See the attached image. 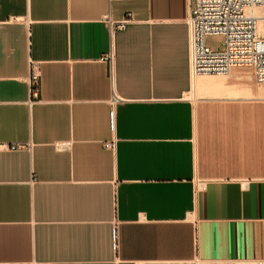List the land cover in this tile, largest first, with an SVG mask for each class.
Here are the masks:
<instances>
[{"label": "crops", "instance_id": "obj_1", "mask_svg": "<svg viewBox=\"0 0 264 264\" xmlns=\"http://www.w3.org/2000/svg\"><path fill=\"white\" fill-rule=\"evenodd\" d=\"M189 5L0 0V264L264 262L263 85L189 96Z\"/></svg>", "mask_w": 264, "mask_h": 264}, {"label": "built area", "instance_id": "obj_2", "mask_svg": "<svg viewBox=\"0 0 264 264\" xmlns=\"http://www.w3.org/2000/svg\"><path fill=\"white\" fill-rule=\"evenodd\" d=\"M127 22L124 19L114 26L123 29ZM185 22L192 79L205 75L231 76L241 71L249 74L255 84L264 86V0H190ZM213 37L221 39L220 50L208 44V38ZM111 58V54L104 57L109 61ZM37 78L31 67L32 84ZM116 101L113 96L110 103ZM104 147L112 149L113 143H105ZM113 237L115 240V231Z\"/></svg>", "mask_w": 264, "mask_h": 264}, {"label": "bare ground", "instance_id": "obj_3", "mask_svg": "<svg viewBox=\"0 0 264 264\" xmlns=\"http://www.w3.org/2000/svg\"><path fill=\"white\" fill-rule=\"evenodd\" d=\"M249 75V74H248ZM247 75V78H248ZM232 80L227 81L222 77H201L194 79L192 87L200 93H207L209 95H222V94H236L241 93L242 95H256L252 90V84L245 76L235 77L233 75L230 76ZM228 78V77H227ZM253 81V80H251ZM236 86H233L235 85ZM239 85V86H237ZM256 85V84H255ZM237 89V90H234ZM238 89H241L238 91ZM255 89V88H254ZM230 92H232L230 94ZM261 92V91H260ZM197 93V92H196ZM204 93V94H205ZM240 94V95H241ZM262 94H264V86L262 87Z\"/></svg>", "mask_w": 264, "mask_h": 264}, {"label": "rangeland", "instance_id": "obj_4", "mask_svg": "<svg viewBox=\"0 0 264 264\" xmlns=\"http://www.w3.org/2000/svg\"><path fill=\"white\" fill-rule=\"evenodd\" d=\"M207 42H208V44L210 45V46H214L215 48H217V49H221L222 47H221V39L220 38H218V37H213V38H208V40H207ZM239 74H244V76L247 78V73H240V72H238ZM238 73H235V74H238ZM234 74V73H233ZM201 77H222V78H226L225 80H227V81H230V80H232L231 79V77L230 76H211V75H205V76H200V77H197V78H201ZM228 77V78H227ZM197 78H195V79H197ZM248 80H249V82L254 86V87H256L257 85H255V82L254 81H251V80H253L251 77H250V75H248V78H247ZM234 90H237V89H234ZM241 89H238V91H240ZM197 92V93H196ZM205 92H203V93H200V92H198L197 90H195L194 88L192 89V92L189 94V96H194V97H208V96H213V95H209V94H207V93H205ZM232 92H230V94H231ZM239 93H236V94H231V95H229V94H222V95H226V96H237ZM217 96H219V95H217ZM221 96V95H220ZM240 96V95H239ZM197 264H214V263H197ZM215 264H225V263H215ZM244 264H253V263H244ZM258 264V263H257Z\"/></svg>", "mask_w": 264, "mask_h": 264}]
</instances>
